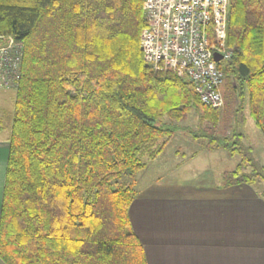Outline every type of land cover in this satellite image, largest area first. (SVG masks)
Instances as JSON below:
<instances>
[{
	"label": "trees",
	"instance_id": "16d2710c",
	"mask_svg": "<svg viewBox=\"0 0 264 264\" xmlns=\"http://www.w3.org/2000/svg\"><path fill=\"white\" fill-rule=\"evenodd\" d=\"M143 0H0V36L23 44L0 208L4 264H146L128 208L134 175L193 111L206 150L237 156L224 186L264 199V166L227 130L246 105L264 136V0H230L223 109L191 82L154 71L140 49ZM226 103V104H225ZM1 129V124H0ZM219 132L224 135H219Z\"/></svg>",
	"mask_w": 264,
	"mask_h": 264
},
{
	"label": "crops",
	"instance_id": "0c3cea01",
	"mask_svg": "<svg viewBox=\"0 0 264 264\" xmlns=\"http://www.w3.org/2000/svg\"><path fill=\"white\" fill-rule=\"evenodd\" d=\"M7 153L0 141V208ZM218 192L135 195L128 215L146 264H264V199Z\"/></svg>",
	"mask_w": 264,
	"mask_h": 264
},
{
	"label": "built area",
	"instance_id": "2783aa9c",
	"mask_svg": "<svg viewBox=\"0 0 264 264\" xmlns=\"http://www.w3.org/2000/svg\"><path fill=\"white\" fill-rule=\"evenodd\" d=\"M230 0H143L145 25L140 32L144 62L154 71L172 72L192 83L199 100L223 105L222 60L232 56L226 44ZM218 55V60L214 56ZM23 44L0 36V88H15Z\"/></svg>",
	"mask_w": 264,
	"mask_h": 264
},
{
	"label": "rangeland",
	"instance_id": "374dc122",
	"mask_svg": "<svg viewBox=\"0 0 264 264\" xmlns=\"http://www.w3.org/2000/svg\"><path fill=\"white\" fill-rule=\"evenodd\" d=\"M225 89L226 83L223 81L220 90L224 92ZM14 95L13 87L3 86L0 88V141L7 140L9 127L6 126V121L12 111ZM230 102L231 100L227 99V104L225 103V124L227 125L225 127L227 130L224 135H229L230 129L233 127L243 132V141L253 149V159L259 165L264 166V136L262 132L249 115L246 105L240 109L239 114L233 117ZM223 107L224 101L218 109H223ZM199 130L197 116L193 111H190L186 119L179 122L176 133L167 141L163 151L155 159H149L146 153L139 154L145 166L134 175L136 195L182 193V195L193 196L204 193L214 194L225 190L233 192L235 195L256 193V189L246 185H222L223 173L235 167L237 156H229L223 149L206 150L203 142L207 139H195L192 136ZM219 135L224 136L220 132ZM167 184L185 189L183 191L176 190L177 193L170 189L165 190L162 186ZM258 190H264V185H259ZM238 201L240 202V200L235 202Z\"/></svg>",
	"mask_w": 264,
	"mask_h": 264
},
{
	"label": "water",
	"instance_id": "95a60500",
	"mask_svg": "<svg viewBox=\"0 0 264 264\" xmlns=\"http://www.w3.org/2000/svg\"><path fill=\"white\" fill-rule=\"evenodd\" d=\"M214 58H215V60H218L220 58V56L215 54Z\"/></svg>",
	"mask_w": 264,
	"mask_h": 264
},
{
	"label": "bare ground",
	"instance_id": "6f19581e",
	"mask_svg": "<svg viewBox=\"0 0 264 264\" xmlns=\"http://www.w3.org/2000/svg\"><path fill=\"white\" fill-rule=\"evenodd\" d=\"M214 59H215V58H214ZM228 60H229V59H228ZM228 60H222L221 62L228 61ZM221 62H220V63H221Z\"/></svg>",
	"mask_w": 264,
	"mask_h": 264
}]
</instances>
